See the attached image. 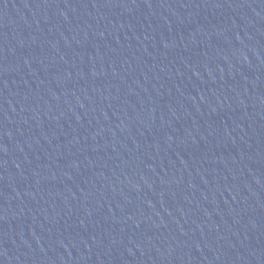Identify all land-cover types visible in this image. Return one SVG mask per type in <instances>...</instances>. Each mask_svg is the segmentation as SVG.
Returning a JSON list of instances; mask_svg holds the SVG:
<instances>
[{
	"label": "water",
	"instance_id": "water-1",
	"mask_svg": "<svg viewBox=\"0 0 264 264\" xmlns=\"http://www.w3.org/2000/svg\"><path fill=\"white\" fill-rule=\"evenodd\" d=\"M0 264H264V0H0Z\"/></svg>",
	"mask_w": 264,
	"mask_h": 264
}]
</instances>
